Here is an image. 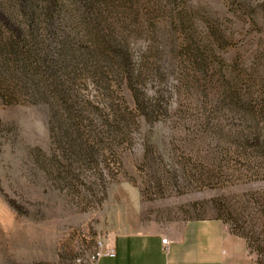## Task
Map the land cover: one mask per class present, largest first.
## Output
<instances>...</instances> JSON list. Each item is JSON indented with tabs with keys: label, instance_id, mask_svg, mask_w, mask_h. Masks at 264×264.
Wrapping results in <instances>:
<instances>
[{
	"label": "rangeland",
	"instance_id": "rangeland-1",
	"mask_svg": "<svg viewBox=\"0 0 264 264\" xmlns=\"http://www.w3.org/2000/svg\"><path fill=\"white\" fill-rule=\"evenodd\" d=\"M75 1L0 0V264L215 218L264 264V0Z\"/></svg>",
	"mask_w": 264,
	"mask_h": 264
},
{
	"label": "crops",
	"instance_id": "crops-1",
	"mask_svg": "<svg viewBox=\"0 0 264 264\" xmlns=\"http://www.w3.org/2000/svg\"><path fill=\"white\" fill-rule=\"evenodd\" d=\"M166 239V244L162 240ZM92 264H258L219 219H193L148 233H119Z\"/></svg>",
	"mask_w": 264,
	"mask_h": 264
},
{
	"label": "trees",
	"instance_id": "trees-1",
	"mask_svg": "<svg viewBox=\"0 0 264 264\" xmlns=\"http://www.w3.org/2000/svg\"><path fill=\"white\" fill-rule=\"evenodd\" d=\"M85 1L89 6V8L95 12L96 10H98V3L100 4L102 3L105 6H109L110 4H113L115 1L118 0H85ZM75 2H76L75 0H11V4H12L11 6L13 8L19 7L24 15L25 22L29 23L30 25V21L31 20L34 21L33 16L35 17L38 14L37 15L38 18L42 21L46 20L47 18H49L51 15L54 14L59 16L66 11L73 10L75 7L74 6ZM28 5L33 9L32 13H29V11L26 10ZM76 8L77 7H75V10ZM86 25L88 26V24ZM88 31L91 33V26L90 27L88 26ZM17 45L18 44L16 43V41L2 42V40L0 39V52L5 51L8 55L11 56L14 55V57L16 58L19 56V53L21 52V51L19 52V47ZM24 51H25L24 53H26V50ZM15 65L17 64L15 63ZM30 65L32 64L28 63L27 61H24V66L22 65L21 67L26 71L30 67Z\"/></svg>",
	"mask_w": 264,
	"mask_h": 264
},
{
	"label": "built area",
	"instance_id": "built-area-1",
	"mask_svg": "<svg viewBox=\"0 0 264 264\" xmlns=\"http://www.w3.org/2000/svg\"><path fill=\"white\" fill-rule=\"evenodd\" d=\"M166 242H167V240L166 239H163L162 240V244H166ZM105 252L107 253V254H112V251L109 249V248H107L106 250H105ZM104 253V252H103ZM103 253H98V254H96V256L93 258V262L92 263H95L99 258H100V256L103 254Z\"/></svg>",
	"mask_w": 264,
	"mask_h": 264
}]
</instances>
